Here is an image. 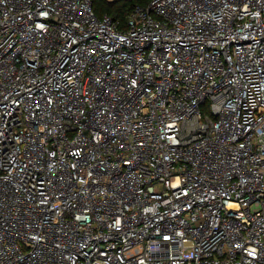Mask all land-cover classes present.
<instances>
[{"label": "built area", "instance_id": "obj_1", "mask_svg": "<svg viewBox=\"0 0 264 264\" xmlns=\"http://www.w3.org/2000/svg\"><path fill=\"white\" fill-rule=\"evenodd\" d=\"M0 264H264V0H0Z\"/></svg>", "mask_w": 264, "mask_h": 264}, {"label": "trees", "instance_id": "obj_2", "mask_svg": "<svg viewBox=\"0 0 264 264\" xmlns=\"http://www.w3.org/2000/svg\"><path fill=\"white\" fill-rule=\"evenodd\" d=\"M151 0H116L109 2L107 0H92L95 12L102 16L108 14L115 20H119L121 26H125L132 10L137 6H146Z\"/></svg>", "mask_w": 264, "mask_h": 264}, {"label": "rangeland", "instance_id": "obj_3", "mask_svg": "<svg viewBox=\"0 0 264 264\" xmlns=\"http://www.w3.org/2000/svg\"><path fill=\"white\" fill-rule=\"evenodd\" d=\"M204 111H205V112H209V111H210L209 107L204 108Z\"/></svg>", "mask_w": 264, "mask_h": 264}]
</instances>
